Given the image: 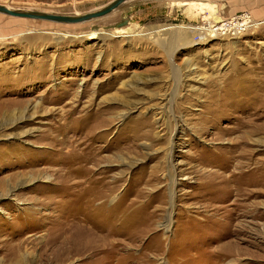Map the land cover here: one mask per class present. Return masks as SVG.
<instances>
[{
	"label": "rangeland",
	"instance_id": "obj_1",
	"mask_svg": "<svg viewBox=\"0 0 264 264\" xmlns=\"http://www.w3.org/2000/svg\"><path fill=\"white\" fill-rule=\"evenodd\" d=\"M0 264H264V0L0 14Z\"/></svg>",
	"mask_w": 264,
	"mask_h": 264
},
{
	"label": "water",
	"instance_id": "obj_2",
	"mask_svg": "<svg viewBox=\"0 0 264 264\" xmlns=\"http://www.w3.org/2000/svg\"><path fill=\"white\" fill-rule=\"evenodd\" d=\"M129 0H114L101 10L87 13L81 16H63V15H52V14H44V13H27V12H19L10 10L3 6H0V14L7 15L15 18H23V19H33V20H41V21H49L59 24H81L84 22H88L94 19L102 18L104 16L109 15L114 10L118 9L121 5Z\"/></svg>",
	"mask_w": 264,
	"mask_h": 264
},
{
	"label": "bare ground",
	"instance_id": "obj_3",
	"mask_svg": "<svg viewBox=\"0 0 264 264\" xmlns=\"http://www.w3.org/2000/svg\"><path fill=\"white\" fill-rule=\"evenodd\" d=\"M200 4H202V3H200ZM203 5H204V4H203ZM209 8H210V11H211V12L214 11V9H213L214 7H212L211 5H209ZM217 21H218V20H217ZM217 21H216V22H217ZM171 28H172V27H171ZM171 28H170V29H171ZM172 29H173V28H172ZM164 30H165V29H164ZM190 30H193V28H190ZM155 32H157V31H155ZM152 33H154V32H150L149 34H152ZM167 49H168V48H167Z\"/></svg>",
	"mask_w": 264,
	"mask_h": 264
}]
</instances>
